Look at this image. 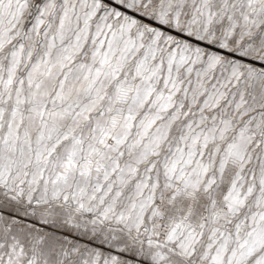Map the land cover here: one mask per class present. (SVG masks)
I'll return each mask as SVG.
<instances>
[{"label": "snow or ice", "instance_id": "snow-or-ice-1", "mask_svg": "<svg viewBox=\"0 0 264 264\" xmlns=\"http://www.w3.org/2000/svg\"><path fill=\"white\" fill-rule=\"evenodd\" d=\"M0 264H264V0H0Z\"/></svg>", "mask_w": 264, "mask_h": 264}]
</instances>
